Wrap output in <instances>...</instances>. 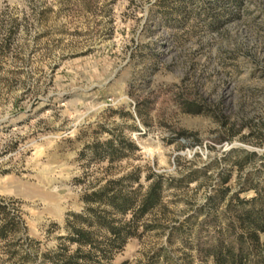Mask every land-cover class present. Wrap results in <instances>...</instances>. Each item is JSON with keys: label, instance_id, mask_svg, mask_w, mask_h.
I'll return each mask as SVG.
<instances>
[{"label": "rangeland", "instance_id": "1", "mask_svg": "<svg viewBox=\"0 0 264 264\" xmlns=\"http://www.w3.org/2000/svg\"><path fill=\"white\" fill-rule=\"evenodd\" d=\"M115 134L138 149L95 157ZM232 148L264 154V0H0V202L39 253L67 241L65 219L98 179L136 166L179 177L217 160L211 182ZM258 165L234 169L230 193ZM208 182L168 189L167 209L145 216L164 228L142 226L112 264H214L206 249L221 234L203 215L170 235ZM9 241L0 264H22Z\"/></svg>", "mask_w": 264, "mask_h": 264}, {"label": "trees", "instance_id": "2", "mask_svg": "<svg viewBox=\"0 0 264 264\" xmlns=\"http://www.w3.org/2000/svg\"><path fill=\"white\" fill-rule=\"evenodd\" d=\"M114 137L94 143L92 152L95 157L108 158L113 162L124 154L125 147L138 149L133 140L116 134ZM223 159L229 166L218 170L217 177L211 182L212 174L209 172L217 160L179 177L166 176L153 170L143 177L141 167L136 166L118 178L108 179L105 184H98L101 180L98 179L97 184H94L96 188L93 186L82 197L86 204L83 211L67 215L64 224L67 234L60 236L67 241L59 243L56 249L42 253L34 247L38 241L21 236L26 230L21 217L12 214L9 207L0 202V239L9 241L13 236L6 251L10 258L20 256L22 264H112L116 252L130 238L141 236L142 226L145 229L164 228L157 220L146 222L145 216L158 206L167 209L163 200L168 189L176 194L191 182L206 180L211 183L208 184L210 190L206 201L194 206L179 225L170 226V235L179 234L183 237L186 225L192 226L197 217L203 215L202 222L209 223L221 234L215 236L206 249L214 264H263L264 154L232 148ZM259 161L260 165L255 169L240 176L237 190L230 193L232 171L236 169L241 172ZM142 177L145 185L141 182ZM248 192L252 196H241V193ZM127 215L130 217L126 218ZM26 240H29L28 244ZM253 254L256 256L253 257Z\"/></svg>", "mask_w": 264, "mask_h": 264}]
</instances>
